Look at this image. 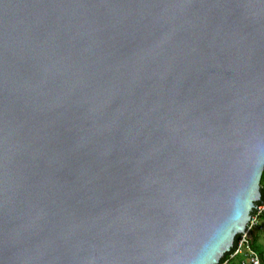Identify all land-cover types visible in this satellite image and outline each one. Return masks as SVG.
I'll list each match as a JSON object with an SVG mask.
<instances>
[{
	"label": "water",
	"instance_id": "water-1",
	"mask_svg": "<svg viewBox=\"0 0 264 264\" xmlns=\"http://www.w3.org/2000/svg\"><path fill=\"white\" fill-rule=\"evenodd\" d=\"M263 172L264 0H0V264H219Z\"/></svg>",
	"mask_w": 264,
	"mask_h": 264
},
{
	"label": "built area",
	"instance_id": "built-area-1",
	"mask_svg": "<svg viewBox=\"0 0 264 264\" xmlns=\"http://www.w3.org/2000/svg\"><path fill=\"white\" fill-rule=\"evenodd\" d=\"M264 217V200L254 206L251 212V218L246 224L244 231L238 235L233 251L223 264L231 261H238V264H261L258 254L251 246L252 237L255 232L262 230Z\"/></svg>",
	"mask_w": 264,
	"mask_h": 264
},
{
	"label": "trees",
	"instance_id": "trees-1",
	"mask_svg": "<svg viewBox=\"0 0 264 264\" xmlns=\"http://www.w3.org/2000/svg\"><path fill=\"white\" fill-rule=\"evenodd\" d=\"M260 193H261V200L260 201H263L264 200V172L262 174L261 181H260ZM262 220L264 222V217L262 218ZM237 238H238V236L234 240L233 247H232L231 251H233V249L235 247ZM251 243H252L251 246H252L253 250L259 256L261 264H264V246H262L258 243V241L256 240V235H253ZM229 256H230V253H226L225 255H223L219 261V264H223L226 260H228ZM228 264H238V261H231Z\"/></svg>",
	"mask_w": 264,
	"mask_h": 264
},
{
	"label": "rangeland",
	"instance_id": "rangeland-1",
	"mask_svg": "<svg viewBox=\"0 0 264 264\" xmlns=\"http://www.w3.org/2000/svg\"><path fill=\"white\" fill-rule=\"evenodd\" d=\"M254 235H256V240L258 241V243L264 246V223L262 226V230H260L259 232H255Z\"/></svg>",
	"mask_w": 264,
	"mask_h": 264
}]
</instances>
